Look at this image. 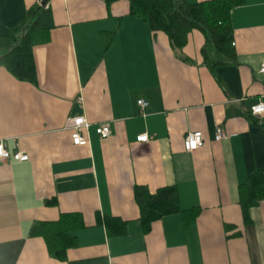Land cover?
<instances>
[{
	"label": "crops",
	"instance_id": "1",
	"mask_svg": "<svg viewBox=\"0 0 264 264\" xmlns=\"http://www.w3.org/2000/svg\"><path fill=\"white\" fill-rule=\"evenodd\" d=\"M41 2L51 27L33 48L36 84L0 66V142L29 156L0 159V264H264V199L247 223L240 196L264 170V113H251L264 101V0L231 11L235 55L210 48L225 61L214 69L202 31L178 48L128 0H0V37ZM75 116L92 124L85 146L65 130ZM101 123L106 139L95 131ZM217 126L227 138L215 140ZM194 131L203 146L187 151ZM142 134L149 140L139 142ZM139 185L175 187L181 212L146 231ZM62 213L83 223L64 260L31 235L35 221ZM108 218L123 229H107Z\"/></svg>",
	"mask_w": 264,
	"mask_h": 264
},
{
	"label": "trees",
	"instance_id": "2",
	"mask_svg": "<svg viewBox=\"0 0 264 264\" xmlns=\"http://www.w3.org/2000/svg\"><path fill=\"white\" fill-rule=\"evenodd\" d=\"M106 1L110 4L116 0ZM128 1L132 14L143 18L152 30L164 31L178 48L185 46L190 31H202L206 39L203 47L204 60L212 69L225 61L213 57L210 48L226 57H234L231 11L242 5L244 0H206L196 3L186 0ZM50 17L49 8L36 4L27 10L26 17L21 22L11 27L8 35L0 37V66L5 67L17 79L36 84L33 48L46 38L51 27ZM240 196L244 219L248 223L249 210L264 199V170L256 171L249 177L241 187ZM135 198L146 231L150 230L153 221L168 214L181 212L177 190L173 186H166L152 193L146 186L139 185L135 187ZM105 224L107 229L112 226H121L123 229L124 226L117 218H108ZM82 226L79 214L62 213L53 221H35L31 235L41 236L50 255L64 260L67 251L77 245L74 233Z\"/></svg>",
	"mask_w": 264,
	"mask_h": 264
},
{
	"label": "built area",
	"instance_id": "3",
	"mask_svg": "<svg viewBox=\"0 0 264 264\" xmlns=\"http://www.w3.org/2000/svg\"><path fill=\"white\" fill-rule=\"evenodd\" d=\"M261 74L264 76V63L260 69ZM138 105L140 108H144L147 105L145 100H139ZM251 113L253 115H261L264 113V101H261L253 106H251ZM92 124L85 116H75L67 119L65 130L70 131L71 140L74 145L85 146L89 143V138L87 136ZM96 133L102 138L106 139L111 135V129L108 123H101L96 126ZM227 138V134L222 126H217L215 129V140L221 141ZM137 140L139 142L148 141V134H142L138 136ZM204 139L203 134L200 131L188 132L184 139V146L187 151H194L203 146ZM0 159L2 161L13 160L17 162H25L29 160L27 154L11 151L6 148L3 142H0Z\"/></svg>",
	"mask_w": 264,
	"mask_h": 264
},
{
	"label": "water",
	"instance_id": "4",
	"mask_svg": "<svg viewBox=\"0 0 264 264\" xmlns=\"http://www.w3.org/2000/svg\"><path fill=\"white\" fill-rule=\"evenodd\" d=\"M41 5H45V2H41Z\"/></svg>",
	"mask_w": 264,
	"mask_h": 264
}]
</instances>
